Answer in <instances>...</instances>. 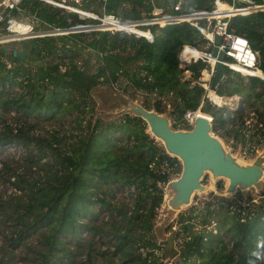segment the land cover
<instances>
[{"label":"trees","instance_id":"1","mask_svg":"<svg viewBox=\"0 0 264 264\" xmlns=\"http://www.w3.org/2000/svg\"><path fill=\"white\" fill-rule=\"evenodd\" d=\"M123 1L129 5L119 9ZM214 1L184 0L181 10H212ZM107 2V11L121 18L140 17L141 10L150 8L147 0ZM20 6V11H13L14 17L32 23L34 28L38 26L30 16L50 28H69L96 20L80 18L75 12L40 0H23ZM150 28L155 32L152 40L101 29L36 37L24 42L25 60L0 45V150L13 145L23 148L21 166L0 159L3 179L15 188L7 199L0 200V221L3 236L13 247L26 245V239L32 236L38 239L39 245L32 246L36 252L33 264H48L55 259L95 264V254H100L104 264H162L161 249H165L166 241H157L153 232L163 199L158 182L179 171L178 161L149 137L140 117L124 114L117 119L98 117L93 121L95 100L90 94L93 87L115 84L124 75L135 90L158 97L152 103L142 102L147 108L155 106L164 111L172 106L171 112L178 119L185 110L197 108L204 89L191 82L206 63L187 65L190 77L183 78L178 52L182 44L204 39L188 22L168 23L158 31L156 26ZM228 29L247 39L264 72V10L231 16ZM7 59L18 63L8 65ZM224 74L216 92L220 96L238 94L239 108L205 101L198 112L212 116L216 133L240 138L248 126L246 114L252 109L257 112L254 126L264 135V79L234 74L228 67H224ZM13 85L22 90L9 92L6 86ZM11 109L16 113L14 125L5 117ZM73 110L79 112L78 125L83 113L90 112L86 130L74 139L68 140L56 130L45 135L32 131L37 118L30 121L31 115L45 113L47 118L59 119L58 113ZM45 156L47 159L42 160ZM32 165L36 166L34 170ZM113 185L133 187L130 202L112 201ZM218 201L212 207L207 204L204 213L218 217L216 230L193 231L194 214L181 213L178 218L183 242L179 250H167L165 256L173 257L178 251L174 264H264V198L251 208L239 204V211L225 198ZM94 203L107 211L108 217L101 224L84 218L93 212ZM233 210L236 212L230 213ZM92 215L96 218L95 213ZM202 215V223L211 224V219ZM79 228H86L91 235L84 239L86 245L78 241L73 250L62 236ZM97 233L105 237L101 239L106 244L103 249L96 247ZM0 264H7V260L1 258Z\"/></svg>","mask_w":264,"mask_h":264},{"label":"rangeland","instance_id":"2","mask_svg":"<svg viewBox=\"0 0 264 264\" xmlns=\"http://www.w3.org/2000/svg\"><path fill=\"white\" fill-rule=\"evenodd\" d=\"M108 1V0H107ZM102 2L101 0H82V7L85 9H89V10H93L96 11L98 13H103V11H107V7H108V2ZM65 11V9H64ZM80 17V16H79ZM31 19L32 22H34L35 24H37L36 26H38L37 28H32V31H39V29H44L45 25L40 22H37V19L33 16L29 17ZM90 17H85L84 19H89ZM96 22V20L94 21ZM94 22H87L86 25H93ZM76 27H79V25H77ZM84 30H90V29H84ZM78 31V30H77ZM68 32H65L64 34H66ZM36 37H41V36H27L22 38L21 40H15L13 42H7L4 44H0L1 46H5V47H17L19 49L22 50L24 42L28 41V40H32ZM49 58V56L47 55L46 58ZM21 60V59H20ZM8 65H15L16 63H18L15 59H7ZM184 73V77L183 78H189L190 77V72L185 71ZM235 74V73H234ZM234 76V75H233ZM235 77V76H234ZM225 78V74L223 76V78L220 80V82L222 80H224ZM128 82V79L122 75L120 76V78L118 79V81L115 84L110 85L111 88H107L105 87L104 84L98 85L96 87H100L98 88L94 94L91 95V97H93V99L95 100V105H94V111L95 109L98 110L100 107L98 106V102L99 100L105 99V100H111V99H115L118 98L119 96L116 97V90L122 92L125 96L127 97H131L134 100L138 101V102H149L152 103L154 100H156L158 97L154 94H149L144 90H135ZM194 82V81H193ZM192 84V82H191ZM1 86V85H0ZM6 89L13 93V92H19L22 89L17 86V85H13L11 87L6 86ZM115 95V96H114ZM239 96V95H238ZM111 97V98H109ZM230 96L225 95L224 98V105L230 107L233 110H237L238 109V105L240 104L239 101V97L236 96V98L232 95L231 98H229ZM167 100L169 98H166ZM169 108H172V106H168V109L166 108L164 110V112H167L169 110ZM202 113L198 112L197 110V114L199 115H207V117L210 119V116L201 111ZM79 114L78 111H64L62 113H58V117L59 119H52L51 117L47 116L45 117V113H42L38 116H34L31 115L29 117L30 121H33L34 119L37 118L36 122H35V126L32 128V131L35 134H41V135H45L47 134V132H51L53 130L58 131L60 134H63L65 136H68V140L70 139H74L75 135L78 134L81 130L84 129V131L86 130V121L89 119L90 117V112L87 111L86 113H83V119L81 121V127L80 125H78V121L76 120L77 115ZM15 110L11 109L5 112V117H6V121L7 122H11V125L16 124L15 121ZM120 115L118 116H111V117H102L103 120H112V119H117L119 118ZM101 118V117H100ZM257 118V112H254L252 109H250L248 111V113L246 114V123L248 124L247 128L242 131V135L240 138H234L233 136H229L227 135V137L222 136L227 143L229 144V148L231 150L232 153H237L238 151L240 152V157L243 160H248L253 158L257 153L261 152L264 150V135H262L260 133V130L254 126L255 123V119ZM170 119L172 124H174V122H177L176 125H173L175 127H186V121L184 120L183 117L179 118L177 117V115L173 114V112H171L170 114ZM2 126V123L0 122V128ZM189 127V126H188ZM186 127V128H188ZM223 129L220 128V132H222ZM215 132V131H214ZM23 155V148L21 145H13L11 147H4V149L2 148V150H0V159H5L7 163H12L14 165L18 164L19 166H21V162L20 159ZM47 157H43L42 160H46ZM18 162V163H17ZM167 163L164 164V166H168L166 165ZM1 166V164H0ZM36 166L32 165V169L34 170ZM178 172H172L170 176L176 175ZM11 179H13V177H11ZM215 179H211L208 176H205L203 178V182H207V186L212 187L215 189L214 184H216V189L213 191H209L208 194L205 193H196L193 196L192 202L189 206L184 207L183 209L179 210L174 218L172 219V221L170 222V224L168 225V227H166L165 229V236L158 233L155 229H153L154 232V236L157 239V241L159 242H164L166 241V246L165 249L162 247L161 249V254H162V264H174V261L176 260L177 256H178V251L177 254L173 257H168L165 256V252L167 250H171L172 248H176L177 250L180 249L181 244L183 242V232L181 231L180 228V222H179V215L181 213L184 212H190L192 214H194V216L191 218L192 221L194 222V226H193V231H198L200 229L203 230H208V229H212L213 231L216 230V220H217V216L214 214H204L206 213V209L205 207L207 206V204H210V206H214V204H216L215 202H219V199H227L230 202V205H239L240 202L246 203V200H248L249 197V193L250 191H247L245 193V200H243V196L241 195L240 192H237L231 196H225L220 194L219 192H217L218 188H221L224 184L226 185L227 180H217L214 183ZM225 182V183H224ZM14 187L12 186V184L10 182H8L7 180L3 179V170H0V200L3 199H7L9 194L14 191ZM134 191L133 187H119L117 185H113L110 189V195L111 200L114 202H120V201H127L130 202L131 200V192ZM264 197V192L258 191L255 195H254V203H258L259 200L261 198ZM247 198V199H246ZM162 204H163V199L160 203V206L157 208V214L155 217V224L158 223V220L160 218V209L162 208ZM253 206V203L251 204ZM91 209L93 212H88L86 214V216L84 217L86 220L89 221H93L94 223H103L106 221L108 214L107 211L104 207L100 208L98 204H92L91 205ZM231 212H236V211H230ZM92 213L96 214V218L93 217ZM197 214V215H195ZM203 214V215H202ZM201 215L203 216V218L209 217L211 219V224L206 225L203 224L201 221ZM83 218V221H84ZM7 231V230H5ZM179 232V234L176 236L175 233ZM71 233H67L65 235H63V240L66 241V244L73 250H76V243L78 241H80L83 245H86L84 239L86 237H88L89 235H91L90 231H88L86 228H79L76 232H72ZM171 236L172 238V246L171 248H167V240L166 238L168 236ZM95 237V241H96V247H99L101 249H103L106 244L101 242V239L104 240L105 237L102 233H97L94 235ZM26 245H17L16 247H13L12 245H9L8 242L6 241L5 237L3 236V221H0V259L4 258L7 260V264H33L36 261V252L33 249V245L37 246L39 245L38 239L35 238V236L29 237L26 239ZM82 254V253H81ZM84 254V253H83ZM106 255V254H105ZM84 257V255H82ZM115 261H117V256L114 257ZM94 263L95 264H104L103 259L101 258L100 254H95L94 256ZM48 264H77V262H61L58 259L55 260H51L49 261ZM111 264V263H108Z\"/></svg>","mask_w":264,"mask_h":264},{"label":"water","instance_id":"3","mask_svg":"<svg viewBox=\"0 0 264 264\" xmlns=\"http://www.w3.org/2000/svg\"><path fill=\"white\" fill-rule=\"evenodd\" d=\"M226 1L229 4L233 3V0ZM220 39L219 34L214 35V45L212 46L214 55L217 53V44ZM4 49L21 60L26 58L25 51L17 47H4ZM222 58L223 52L221 51L218 53L215 74L211 80L212 88L216 87L224 76V67L220 61ZM104 85L111 88L110 84ZM100 87H93L90 94H94ZM115 95L119 96V99L105 100L101 98L99 100L100 108L95 109L93 121L98 117L124 114L140 117L145 122V132L149 137L155 140L156 145L165 154L175 157L180 164L176 175L170 176L166 181L158 182L163 192L160 218L154 225V229L158 233L165 234V229L175 214L189 206L196 193L208 194L209 191L216 189V184H214V189L207 186V182H203L205 176L215 179L214 183L220 179L227 180L226 185L224 184L217 190L225 196L240 192L245 200L247 191H250L249 196L252 199L258 191L264 192V150L251 159L243 160L239 151L232 153L227 141L213 131L212 121L207 116L195 113L193 123L188 128L175 127L170 119L172 108H169L167 112L158 111L155 106L147 108L143 103L125 96L120 91L116 90ZM166 240L167 248H171V236L169 235Z\"/></svg>","mask_w":264,"mask_h":264},{"label":"built area","instance_id":"4","mask_svg":"<svg viewBox=\"0 0 264 264\" xmlns=\"http://www.w3.org/2000/svg\"><path fill=\"white\" fill-rule=\"evenodd\" d=\"M22 1L0 0V44L21 40L27 36H45L73 30L77 31L79 29H101L111 32L123 31L136 37L143 36L148 40H152L155 32L150 28L151 26H156L155 31H158L159 27H164L166 24L172 22H188L191 24L196 29L197 34L204 40L198 38L196 43L182 44L178 52L179 67L184 68V72H190L186 69V66L193 62L203 61L206 63V66L201 69L199 76L193 80L194 82L192 81V84L200 85L204 89V92L197 108L194 110L187 109L182 115L186 121L185 125L188 126L193 123L194 115L197 109H201L203 102L207 101L218 106L224 105V102L222 104L215 103L210 97V91L216 92V87H211V80L215 74V64L218 61L219 52H223V58L220 60L223 67H228L236 74L258 76L264 79V72L258 67L257 53L250 47L247 39L228 29L231 16L238 13L264 10V0L262 2H258L257 0H233L232 4H229L226 0H215V8L212 10L199 9L191 11L181 10L184 0H147L150 8L148 10H141V16L137 18H121L116 13L108 11H103L100 14L96 11L83 8L82 0H40L67 11L75 12L80 18L90 17L96 19V22L93 25H86L87 23H85L79 24V27L74 26L69 28L44 27V29H39V31H32L33 24L31 23L29 24L31 34L27 36H21L19 35V31L11 28L12 23L18 21L14 17L13 11L21 10L20 5ZM101 1L106 2L107 0ZM218 1L223 2L225 6L219 7ZM125 5H129L127 1L121 2L119 9ZM215 34H219L221 39L217 44V53L214 55L212 53V46L214 45ZM256 70H259L261 73H255ZM221 96L225 98V95ZM233 96L235 98L236 96L239 97L238 94H233ZM210 119L212 120V116H210ZM254 202V199H250L246 203L240 202V204L251 208V204L253 203L254 205ZM233 208L237 211L240 210L239 205H235ZM243 209L241 210L243 211Z\"/></svg>","mask_w":264,"mask_h":264},{"label":"bare ground","instance_id":"5","mask_svg":"<svg viewBox=\"0 0 264 264\" xmlns=\"http://www.w3.org/2000/svg\"><path fill=\"white\" fill-rule=\"evenodd\" d=\"M218 4H219V7H221V8L225 6L224 3L221 1H218ZM11 28L15 31H19V33H20L19 35H21V36H27V35L31 34V32L29 31L30 25L23 23V22H20V21H14L11 25ZM258 72H260V71L259 70L255 71V73H257V74H258ZM210 97H211L212 101H214L215 103L222 104L224 102V97L218 95L214 91H210ZM197 110H199V109H197ZM205 116H207V115H205Z\"/></svg>","mask_w":264,"mask_h":264},{"label":"flooded vegetation","instance_id":"6","mask_svg":"<svg viewBox=\"0 0 264 264\" xmlns=\"http://www.w3.org/2000/svg\"><path fill=\"white\" fill-rule=\"evenodd\" d=\"M178 161V160H177ZM178 164H179V162H178ZM179 166H180V164H179Z\"/></svg>","mask_w":264,"mask_h":264},{"label":"crops","instance_id":"7","mask_svg":"<svg viewBox=\"0 0 264 264\" xmlns=\"http://www.w3.org/2000/svg\"><path fill=\"white\" fill-rule=\"evenodd\" d=\"M263 1V0H262Z\"/></svg>","mask_w":264,"mask_h":264}]
</instances>
